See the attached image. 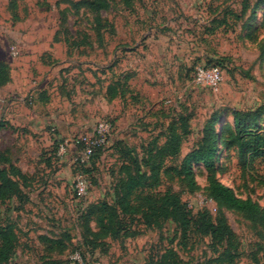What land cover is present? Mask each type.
I'll return each instance as SVG.
<instances>
[{
	"label": "rangeland",
	"instance_id": "obj_1",
	"mask_svg": "<svg viewBox=\"0 0 264 264\" xmlns=\"http://www.w3.org/2000/svg\"><path fill=\"white\" fill-rule=\"evenodd\" d=\"M91 1L0 0V64L7 67L9 83L26 91L31 84L46 83L54 95H66L70 109L78 101L88 100L83 98L84 91L90 99L99 100L102 87L111 80H122L130 55L151 52L164 70L170 58L176 69L171 74L162 71L153 75L161 83L151 89L150 96L155 98L149 104L158 103L161 96L165 100L155 116L147 119L149 127L127 130L129 139L125 143L132 149L131 158L137 157L140 162L148 150L166 143L167 126L182 117L189 135L180 154L165 160L155 193L178 195L195 216L205 213L215 223L224 219L229 235L225 243L217 244L194 224L185 230L169 220L159 229H146L140 215H131L122 217L119 238L101 236L97 216L87 219L90 207L106 202L119 210L118 181L128 169L135 172L137 167L129 157L122 159L114 154L112 147L121 134L113 116L100 115L99 102L101 105L97 104L89 116L74 114L83 126L72 136L91 133L101 121L110 122L113 129L111 142L89 177V195L80 199L74 189L75 150L70 149L60 159L52 146L46 154L54 158L55 172L66 171V186L58 187L51 206L40 205L29 197L31 205L24 207L28 215H44L52 223L51 229L42 225L40 232L49 231L67 241V253L53 254L51 259L66 264H210L229 249L236 257L233 264H264L261 218L220 207L210 192L213 179L264 209V160H251L246 155L256 145H245L241 150V141L224 138L209 167L194 163L191 174L184 171L188 154L203 147L204 130L214 116L220 118L218 130L234 127L236 111L248 113L244 115V127L264 123V0H131L129 4L111 0V7L100 12L79 6ZM96 25L102 28L100 36ZM149 39L152 44L144 42ZM214 64L224 73L219 91L195 85L196 68ZM76 83L81 86V95L79 90L76 92ZM144 106L143 115L149 108L145 102L140 107ZM114 184L118 185L116 190ZM115 227L118 229V225ZM124 233L137 235L123 238ZM32 242L28 245L33 246V254L28 253L27 258L18 255L10 264H41L46 244L41 242L39 246L36 239Z\"/></svg>",
	"mask_w": 264,
	"mask_h": 264
},
{
	"label": "trees",
	"instance_id": "obj_2",
	"mask_svg": "<svg viewBox=\"0 0 264 264\" xmlns=\"http://www.w3.org/2000/svg\"><path fill=\"white\" fill-rule=\"evenodd\" d=\"M124 3H130L131 0H123ZM80 7L88 8L92 11L100 12L111 7V0H93L91 2H84ZM77 5V7H79ZM98 25L101 27L102 23ZM102 28H97L96 34L101 35ZM99 39V38H98ZM101 40H104L101 38ZM207 67L219 65H206ZM221 68V67H220ZM8 71L5 65L0 64V89L9 81L7 78ZM129 77L123 79L124 87L127 86ZM116 90L115 85L109 87V96L114 98L116 95L113 91ZM244 115L238 111L233 113L234 127L225 126L221 130L217 127L220 122L218 116H214L208 126L204 130L203 147L192 151L186 157L184 171L191 174L190 166L194 163H202L209 167L218 153V143L224 138L235 137L237 141H241V150L245 145L251 144L256 147L247 151L246 155L251 160H264V127L261 122L254 125L244 127ZM252 126V127H250ZM245 130H247L246 133ZM189 135L188 125L182 117L179 120H174L167 126L165 130L166 143L163 146L154 147L148 150L147 154L139 160L137 157L131 158L130 146L124 142H116L112 147L119 158H130L137 167L135 172L128 169L126 176L118 181L121 183L120 188L116 191L118 199L117 205L119 210L109 203H102L97 206L90 207L87 219L91 216H97V223L101 230V236H110L112 238H119L122 228L123 219L126 216H139L146 229H159L164 222L169 220L175 221L178 225L187 230L192 224L204 235L209 236L214 243L223 244L227 241L229 235L228 226L224 219L217 223L213 222L205 213L193 215L183 203L180 197L174 193L167 192L165 194L155 193V187L159 185V178L161 169L166 159L175 158L180 154L181 147L185 138ZM157 141V140H156ZM53 153L57 155L58 142H54ZM126 146V147H125ZM106 148H101L96 151L91 159V163L87 167H78L76 172H82L88 176H93L94 166L105 152ZM242 152V151H241ZM150 168V169H149ZM145 169V171H142ZM148 170V171H147ZM119 177H122V172L119 171ZM122 180V181H121ZM25 177L22 173L12 165L11 161L3 154H0V207L6 202L13 200L15 197H21V185L24 183ZM115 185V184H114ZM118 185H115V190ZM147 192V193H145ZM210 192L212 199L220 206L226 209L235 210L238 212L247 213L252 216H259L264 224V209L252 200H243L239 198L235 191L215 180L210 181ZM88 212V211H87ZM1 223V222H0ZM118 225V229H116ZM137 234L124 233L123 238L135 237ZM41 242L46 244V256L42 260L48 259L49 264H61L59 259H51V255L63 256L69 250L66 240L56 237H41ZM19 245V239L16 229L12 224H0V264H10L16 256V249ZM83 256V253L80 252ZM83 258V257H82ZM229 249H226L218 259L210 264H233L235 261Z\"/></svg>",
	"mask_w": 264,
	"mask_h": 264
},
{
	"label": "crops",
	"instance_id": "obj_3",
	"mask_svg": "<svg viewBox=\"0 0 264 264\" xmlns=\"http://www.w3.org/2000/svg\"><path fill=\"white\" fill-rule=\"evenodd\" d=\"M144 42L152 44L150 39ZM115 59L117 63L119 57L117 56ZM143 59L146 60L143 61ZM128 60L130 61L127 67L128 71L122 74L124 78L129 77L126 87H124V78L111 80L106 87L100 89L102 96L99 100L90 99V94L86 95L87 92L84 91L85 97L83 98L88 100L84 99L83 103L78 101V104L70 109L67 108L69 99L66 95H54L47 88L46 83L36 86L31 84L28 91L15 83H9V81L3 86L5 87L2 90L3 102L0 103V154L6 156L25 177V181L21 185L23 192L21 197H15L0 207L1 222L12 224L19 239L15 258L18 255H25L24 257L27 258L28 253L33 254V246L28 245L29 241L33 243L32 241L36 239L41 246V237H53L49 231H39L42 225L51 229L50 220L44 215H28V212L24 211V207L31 205L29 197L40 205L51 206L50 203H54L55 200V191L58 187L66 186L64 182L66 171L64 174L55 172L52 166L54 158L46 153L49 152L56 140L72 136L78 128L83 126L74 119V114L77 115L79 112L89 116L98 106L97 104H102L99 109L100 115L114 117L119 134H121L120 141L116 142L125 143L129 139V136L126 137L127 130L131 127L135 130L140 127H144V129L149 127L148 123L146 124L147 119L155 116L160 103L165 100V97L161 96L160 99H157L158 103L149 104L155 98L150 96L151 89L161 83V80H154L153 75H158L162 71H168L171 74L176 69L170 58L167 60L169 65L165 66L166 70L161 67L160 61L151 52L150 54H134L133 57L130 55ZM111 85L116 87V90L113 91V94L116 95L114 98H111L108 92ZM75 86L76 92L79 90V95H81V86L78 83ZM8 94L12 99H8ZM79 98L82 97L79 96ZM156 98H158V93ZM144 102L149 108L143 115L141 111H144L145 106H140H143ZM138 113L141 114L140 117H138ZM136 121L139 123L137 124ZM133 133L136 134L137 131ZM112 150L118 156L113 148ZM95 173L99 172L96 170ZM29 224L31 225L27 226ZM41 262V264H49L48 259ZM61 264L66 263L61 261Z\"/></svg>",
	"mask_w": 264,
	"mask_h": 264
},
{
	"label": "built area",
	"instance_id": "obj_4",
	"mask_svg": "<svg viewBox=\"0 0 264 264\" xmlns=\"http://www.w3.org/2000/svg\"><path fill=\"white\" fill-rule=\"evenodd\" d=\"M223 81L224 73L218 66H200L195 70L194 83L198 87L217 92ZM2 102V89H0V103ZM112 132V124L107 121H101L93 128L91 133L75 135L60 141L58 139L56 140L58 142L56 156L62 159L70 149H74L77 154L74 161L76 167H87L90 165L91 159L97 150L108 147L112 139ZM74 189L78 198H86L90 191L88 176L82 172H77Z\"/></svg>",
	"mask_w": 264,
	"mask_h": 264
}]
</instances>
